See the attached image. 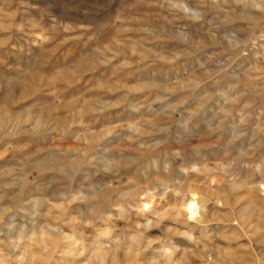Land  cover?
<instances>
[{
    "label": "rangeland",
    "instance_id": "374dc122",
    "mask_svg": "<svg viewBox=\"0 0 264 264\" xmlns=\"http://www.w3.org/2000/svg\"><path fill=\"white\" fill-rule=\"evenodd\" d=\"M0 264H264V0H0Z\"/></svg>",
    "mask_w": 264,
    "mask_h": 264
},
{
    "label": "bare ground",
    "instance_id": "6f19581e",
    "mask_svg": "<svg viewBox=\"0 0 264 264\" xmlns=\"http://www.w3.org/2000/svg\"><path fill=\"white\" fill-rule=\"evenodd\" d=\"M111 161H114V159H111ZM142 207L143 208H148L149 207V204L145 203V204L142 205ZM198 210H200V206H198ZM101 246H103V245H101Z\"/></svg>",
    "mask_w": 264,
    "mask_h": 264
}]
</instances>
